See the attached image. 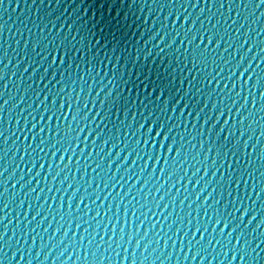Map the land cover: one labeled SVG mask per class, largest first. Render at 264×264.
<instances>
[{"label": "water", "instance_id": "obj_1", "mask_svg": "<svg viewBox=\"0 0 264 264\" xmlns=\"http://www.w3.org/2000/svg\"><path fill=\"white\" fill-rule=\"evenodd\" d=\"M0 264H264V0H0Z\"/></svg>", "mask_w": 264, "mask_h": 264}]
</instances>
